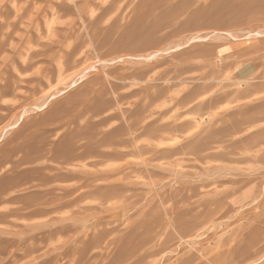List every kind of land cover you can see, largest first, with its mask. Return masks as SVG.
Returning a JSON list of instances; mask_svg holds the SVG:
<instances>
[{"label":"rangeland","instance_id":"rangeland-1","mask_svg":"<svg viewBox=\"0 0 264 264\" xmlns=\"http://www.w3.org/2000/svg\"><path fill=\"white\" fill-rule=\"evenodd\" d=\"M0 86V264H264V0H0Z\"/></svg>","mask_w":264,"mask_h":264},{"label":"bare ground","instance_id":"bare-ground-1","mask_svg":"<svg viewBox=\"0 0 264 264\" xmlns=\"http://www.w3.org/2000/svg\"><path fill=\"white\" fill-rule=\"evenodd\" d=\"M32 24H33V23H32V21H31V22L29 23V25H30L29 28H30V29H31V27H32V26H31ZM29 57H30V56H29ZM1 86H2V85H1ZM1 86H0V87H1ZM2 87H3V86H2ZM21 157H22V156H21ZM19 158H20V157H19ZM22 159H23V158H22ZM23 160H25V159H23ZM15 161H16V160H15ZM15 161H13V163H14ZM17 162H18V161H17ZM23 162H24V163H26V162H27V163H31V162L25 160V161H22V165H23ZM4 164H6V163H4ZM15 164H16V163H15ZM20 164H21V162H20ZM20 164H19V165H20ZM0 165H1V164H0ZM11 165H12V164H11ZM11 165H10V166H11ZM14 166H15V165H14ZM16 166H17V165H16ZM16 166H15V167H16ZM20 167H21V166H20ZM10 169H11V168H10ZM12 170H13V168H12ZM12 170H11V171H12ZM21 170H22V169H21ZM16 171H17V170H16ZM23 171H24V170H23ZM18 172L21 173L20 170H18ZM16 173H17V172H16ZM4 177H5V176H4ZM2 180H3V179H2ZM13 197H14V196H13ZM10 210H11V209H10ZM13 210H14V209H13ZM9 212H10V211H9ZM254 224H255V223H254Z\"/></svg>","mask_w":264,"mask_h":264}]
</instances>
